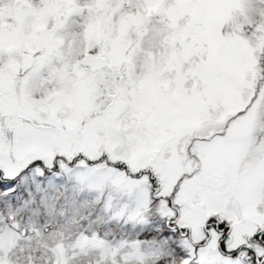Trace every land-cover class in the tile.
Segmentation results:
<instances>
[{
    "label": "snow or ice",
    "instance_id": "snow-or-ice-1",
    "mask_svg": "<svg viewBox=\"0 0 264 264\" xmlns=\"http://www.w3.org/2000/svg\"><path fill=\"white\" fill-rule=\"evenodd\" d=\"M0 264H264V0H0Z\"/></svg>",
    "mask_w": 264,
    "mask_h": 264
}]
</instances>
